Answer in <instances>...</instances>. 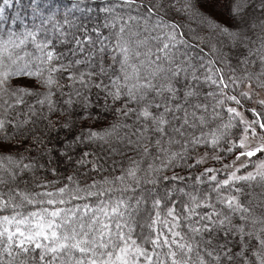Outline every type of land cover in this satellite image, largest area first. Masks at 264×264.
Here are the masks:
<instances>
[{
    "label": "snow or ice",
    "instance_id": "1",
    "mask_svg": "<svg viewBox=\"0 0 264 264\" xmlns=\"http://www.w3.org/2000/svg\"><path fill=\"white\" fill-rule=\"evenodd\" d=\"M0 264H264V0H0Z\"/></svg>",
    "mask_w": 264,
    "mask_h": 264
}]
</instances>
